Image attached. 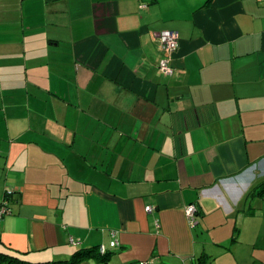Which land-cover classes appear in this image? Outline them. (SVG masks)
I'll return each mask as SVG.
<instances>
[{
    "label": "crops",
    "instance_id": "crops-1",
    "mask_svg": "<svg viewBox=\"0 0 264 264\" xmlns=\"http://www.w3.org/2000/svg\"><path fill=\"white\" fill-rule=\"evenodd\" d=\"M6 202L30 263L264 264V0H0Z\"/></svg>",
    "mask_w": 264,
    "mask_h": 264
},
{
    "label": "built area",
    "instance_id": "built-area-1",
    "mask_svg": "<svg viewBox=\"0 0 264 264\" xmlns=\"http://www.w3.org/2000/svg\"><path fill=\"white\" fill-rule=\"evenodd\" d=\"M159 42L162 47V49L165 52L166 58L161 61L160 69L161 71L166 75H172L174 73V70L171 66V55L177 50L179 46V35L178 33L174 31H162L159 36ZM152 207H147L146 211L151 212ZM10 213L8 209L7 202L3 207H0V217H3L5 214ZM186 217L190 224L192 226H195L196 221V214H197V208L194 205H190L185 210ZM71 243L73 245H77V243L71 239ZM121 244L118 241H114L111 243L110 247L112 249L119 248ZM98 253L101 256H105L108 253V249L102 245L98 248ZM139 264H153V261H147V262H140Z\"/></svg>",
    "mask_w": 264,
    "mask_h": 264
},
{
    "label": "trees",
    "instance_id": "trees-1",
    "mask_svg": "<svg viewBox=\"0 0 264 264\" xmlns=\"http://www.w3.org/2000/svg\"><path fill=\"white\" fill-rule=\"evenodd\" d=\"M90 254H91V252L85 251L84 253H79L70 261H63V262L61 261V262H52V263H36V264H80L86 258V256H89ZM105 256H103V257H105ZM6 260H7V264H35V263L23 261L18 257H14V256H10V255L0 253V261H6Z\"/></svg>",
    "mask_w": 264,
    "mask_h": 264
}]
</instances>
